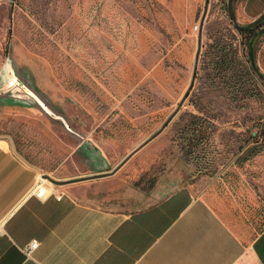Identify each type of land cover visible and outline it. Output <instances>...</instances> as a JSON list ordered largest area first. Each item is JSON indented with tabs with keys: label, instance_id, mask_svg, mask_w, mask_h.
Masks as SVG:
<instances>
[{
	"label": "rangeland",
	"instance_id": "1",
	"mask_svg": "<svg viewBox=\"0 0 264 264\" xmlns=\"http://www.w3.org/2000/svg\"><path fill=\"white\" fill-rule=\"evenodd\" d=\"M227 3L0 0V136L38 181L66 186L112 173L176 112L77 199L116 209L130 191L184 187L253 239L264 229V81L238 64L251 34L233 26ZM233 8L245 26L264 0ZM254 49L264 74V35Z\"/></svg>",
	"mask_w": 264,
	"mask_h": 264
},
{
	"label": "crops",
	"instance_id": "2",
	"mask_svg": "<svg viewBox=\"0 0 264 264\" xmlns=\"http://www.w3.org/2000/svg\"><path fill=\"white\" fill-rule=\"evenodd\" d=\"M39 176L0 136V264H264V229L239 236L188 188L130 191L107 209L77 199L86 177L37 199Z\"/></svg>",
	"mask_w": 264,
	"mask_h": 264
},
{
	"label": "water",
	"instance_id": "3",
	"mask_svg": "<svg viewBox=\"0 0 264 264\" xmlns=\"http://www.w3.org/2000/svg\"><path fill=\"white\" fill-rule=\"evenodd\" d=\"M233 1L234 0H228V3H227V9H228V15H229V19L231 21V23L233 24V26L240 32H249V31H253V30H256L257 28H259L263 22H264V11L254 20L252 21L251 23L245 25V26H241L237 23V20H236V16H235V12H234V8H233ZM264 35V27L261 28L258 32H256L254 34V36L252 37V39L250 40V43H249V46H248V60L250 62V66L253 70V72L255 73V75L264 81V74L261 73L255 63V58H254V47H255V41L260 37ZM197 59H198V53L196 55V62H197ZM195 72H196V65H195V68H194V72H193V76H192V81H191V84L189 86V89L187 90L186 94L184 95L183 99H182V102L186 99L187 95L189 94L190 90L192 89L193 87V82L195 80ZM176 114V112H174L170 118L164 123V125L162 126V128L160 129V131H158L153 137L149 138L145 143H143L138 149H136L135 151H133L112 173H109V174H105V175H97V176H93L94 179H97V178H102V177H106V176H111L112 174H114L117 169H119L122 165H124L128 159H130L135 153H137L141 148H143L145 145H147L150 141H152L167 125L168 123L170 122V120L174 117V115ZM92 177L91 178H88V179H93ZM51 183L53 185H56V186H62L63 184L62 183H58V182H54V181H51Z\"/></svg>",
	"mask_w": 264,
	"mask_h": 264
},
{
	"label": "trees",
	"instance_id": "4",
	"mask_svg": "<svg viewBox=\"0 0 264 264\" xmlns=\"http://www.w3.org/2000/svg\"><path fill=\"white\" fill-rule=\"evenodd\" d=\"M247 12L249 13V14H252V13H255L254 11H252L249 7L247 8ZM255 15H258V14H255ZM242 34H251V36H249L250 37V40L252 39V37L254 36V34H255V32L254 31H249V32H241ZM250 40H249V43H250ZM256 42H257V40L255 41V44H256ZM249 43H248V46H249ZM255 52H256V49H254V54H255ZM220 62L221 63H223V64H225V65H230L231 64V62H228V60H227V57H222L221 59H220ZM238 64H242V65H244V70H243V73L246 75V76H248V77H250L251 79H253L256 75H255V73L253 72V70H252V68H251V66H250V62H249V60L245 63V62H243V61H241V63L239 62ZM263 132H264V129H263ZM254 138L255 137H257V136H253ZM256 145H254L253 146V148L252 149H250L249 150V152L251 153V155H254V153H255V150L256 149H254V147H255Z\"/></svg>",
	"mask_w": 264,
	"mask_h": 264
},
{
	"label": "built area",
	"instance_id": "5",
	"mask_svg": "<svg viewBox=\"0 0 264 264\" xmlns=\"http://www.w3.org/2000/svg\"><path fill=\"white\" fill-rule=\"evenodd\" d=\"M46 194V187L45 185L39 180L35 186L33 195L37 199H42ZM38 247L37 241H33L30 246L28 247V252L35 250Z\"/></svg>",
	"mask_w": 264,
	"mask_h": 264
},
{
	"label": "bare ground",
	"instance_id": "6",
	"mask_svg": "<svg viewBox=\"0 0 264 264\" xmlns=\"http://www.w3.org/2000/svg\"><path fill=\"white\" fill-rule=\"evenodd\" d=\"M43 181H45V180H41L42 183H43Z\"/></svg>",
	"mask_w": 264,
	"mask_h": 264
}]
</instances>
